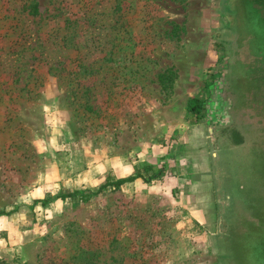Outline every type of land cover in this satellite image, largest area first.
<instances>
[{"label": "rangeland", "instance_id": "1", "mask_svg": "<svg viewBox=\"0 0 264 264\" xmlns=\"http://www.w3.org/2000/svg\"><path fill=\"white\" fill-rule=\"evenodd\" d=\"M222 22L218 0H0V264H226L216 184L262 212L264 154L207 133Z\"/></svg>", "mask_w": 264, "mask_h": 264}, {"label": "flooded vegetation", "instance_id": "2", "mask_svg": "<svg viewBox=\"0 0 264 264\" xmlns=\"http://www.w3.org/2000/svg\"><path fill=\"white\" fill-rule=\"evenodd\" d=\"M218 4L223 19L217 40L221 55L203 85L207 93L203 100L208 106L204 115L209 120L207 133L217 140L215 146L220 150L223 133L239 143L245 130L257 142V150L251 154L258 157L264 154V0H218ZM222 184H216L213 211L221 238L228 228L226 208L234 212V217L249 212V206H242L243 210L223 196ZM247 219L254 220L251 216ZM222 258L227 256L222 254Z\"/></svg>", "mask_w": 264, "mask_h": 264}, {"label": "water", "instance_id": "3", "mask_svg": "<svg viewBox=\"0 0 264 264\" xmlns=\"http://www.w3.org/2000/svg\"><path fill=\"white\" fill-rule=\"evenodd\" d=\"M255 213H238L235 217L234 212L225 213L228 228L220 245L223 254L229 250L232 254L226 264H264V205L262 212ZM248 216L254 220L249 221Z\"/></svg>", "mask_w": 264, "mask_h": 264}, {"label": "trees", "instance_id": "4", "mask_svg": "<svg viewBox=\"0 0 264 264\" xmlns=\"http://www.w3.org/2000/svg\"><path fill=\"white\" fill-rule=\"evenodd\" d=\"M195 101L196 100H194V102ZM194 102L191 103L190 108L192 107L194 109H196V108L198 109V107H200L201 101H196L195 103ZM145 169H147V170L151 169L152 170V167L149 166V167H147ZM152 176L154 177L155 174H153ZM142 177H143V173L140 172V171L139 172L137 171L133 175H129V176H126V177H121V178H117L115 180H111V181L105 182L104 184H102L99 187V189L96 192L98 193L103 187H105L107 185H113L115 187L116 186L118 187V186H120V185H122V184H124L126 182H130V181H133V180H135L137 178H142ZM96 192H92V191H89V190H73V191H70V192H68L66 194H59L57 197L63 199L65 197H67V196H77L79 199L85 201V200L89 199L91 197V195H94Z\"/></svg>", "mask_w": 264, "mask_h": 264}, {"label": "crops", "instance_id": "5", "mask_svg": "<svg viewBox=\"0 0 264 264\" xmlns=\"http://www.w3.org/2000/svg\"><path fill=\"white\" fill-rule=\"evenodd\" d=\"M124 177V176H123ZM126 177V176H125ZM121 178V177H120ZM136 180V179H135ZM131 182V181H130ZM127 183V182H126Z\"/></svg>", "mask_w": 264, "mask_h": 264}]
</instances>
